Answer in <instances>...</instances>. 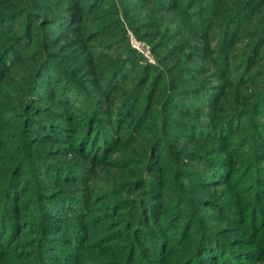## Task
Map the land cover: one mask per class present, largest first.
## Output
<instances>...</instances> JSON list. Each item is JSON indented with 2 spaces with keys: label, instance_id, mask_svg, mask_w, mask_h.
<instances>
[{
  "label": "trees",
  "instance_id": "1",
  "mask_svg": "<svg viewBox=\"0 0 264 264\" xmlns=\"http://www.w3.org/2000/svg\"><path fill=\"white\" fill-rule=\"evenodd\" d=\"M113 1L83 0L82 7H79L73 5L75 0H0V147L5 144L3 143L4 140L1 139L4 134L13 139L19 138L21 143L19 154L22 158L16 162V166H23L31 174L34 170L32 162H36L35 151L32 150V147L37 142L49 143L46 141L48 140L47 136L33 138V140L35 139L33 141L28 137L27 130L21 128L20 131H17L19 127L14 126L17 122L20 124L22 118H26L30 100L39 97L42 93L50 92L51 88L48 91L45 87L46 91L43 89V92L40 93L38 85L43 71L50 63L52 64L47 59L48 53L43 48L35 49V52L30 50L26 53L31 40L36 39L35 35L32 36L34 23L38 22L39 27L59 26L58 23L63 21L60 20L61 15L58 7L72 2L66 7L64 18L70 24L68 32L75 36L78 35V37L71 40L72 45L67 47L62 45L60 49L62 50L65 47V51L70 50V53L61 51L60 55L68 56V62L71 65L81 67V74H83L86 66L88 69L92 66L90 57L100 58L106 54V56H111L110 52H113L114 49L119 50L125 46V43L118 45L120 43L116 44L115 40L104 38L118 27L117 20L112 17L111 11H108L113 6ZM227 1H229V4ZM221 2L222 5L224 4L222 9L220 2H208V4L204 2L203 5L199 0H189L184 9L187 14H191L192 8L198 3V11L192 12L193 15L187 18L189 21L195 19V17L197 18L196 26L194 25V30L193 28L190 29V34L194 35L193 38L195 39L207 41L210 36V28L213 25L221 29L214 33V37L220 40V44L218 53L212 59L213 62H217L221 66H223L224 58L232 45L234 35L238 33L244 35V38L249 42L244 47L248 55L246 60L239 66L241 71L239 77L231 84L234 87L242 86L245 83L249 84V82L254 84L257 79L264 77V72L256 73L254 80L251 78L252 75H249L251 64L263 60L261 59L262 56L260 57L258 54L264 47V18L260 21L254 18L248 22L246 27L242 28L241 22L246 13L251 11L253 7L263 5L264 0H223ZM44 3H49V6L44 7ZM106 3V7H103ZM210 4L211 10L208 11L210 15L217 7L215 16L219 13L229 16L222 22H216V24H214L215 19L211 21V17L205 19L202 10ZM41 6L44 8H41ZM103 10L107 11L103 12ZM56 19L60 21L57 22ZM19 21L20 23H17ZM257 26H260L261 29H258ZM19 28H21L20 32L13 33ZM81 34L85 35L86 39L89 38L88 44L91 45L84 44L85 36L82 37ZM101 39L107 40L101 46L95 44ZM72 52L74 53L71 54ZM83 53L86 57L82 56ZM194 56L197 58L201 55L195 54ZM185 57L188 61L190 53L186 54ZM198 58L204 59L205 55ZM125 61L124 58L115 69L111 65L108 70L104 71L105 74L109 75L111 68L115 70L109 78H106V75L105 78L101 77L102 79L98 81L97 79L91 80L87 87H85L87 82L81 85L83 88L75 81L70 84L69 77H67V83L63 81L60 86H53V89L56 91L58 89L59 92L57 100L61 101L60 97L68 94L66 98H62H65L68 104L74 105L76 112L81 115V110L90 106L91 103L93 105L96 100L106 99L108 105L105 116H108V125L114 126L110 122L114 121L117 124L119 110L123 107V104L125 105L126 100L135 96L138 87V84L134 85L131 91L125 94V98L118 107L116 105L111 106L108 90H110L112 82L115 83V80L118 81L122 78L120 76L123 73V67L128 63ZM78 67H76L77 70ZM97 69H101L98 72L101 71L99 75L103 76V68L97 67ZM203 70V67L200 70L194 67L180 69L178 78L172 82L176 84L181 80L180 78L185 76H203L205 75ZM146 79L140 78V84L145 83ZM245 79L248 81L244 82ZM85 88H87L88 93L84 92ZM202 88L199 92L205 106H217L216 100L208 95L211 91L213 93L219 91V95H225L224 87L223 89L211 86ZM258 88L259 90L262 88V91L258 95L255 108L235 109L226 117L222 115L213 116L211 128H206L201 123L198 126L186 127V139H196L199 144L204 142H215L216 144L217 141L229 143L232 141L233 136L238 135L243 130L244 122H246L248 129L251 128L249 135L245 138L242 137L243 139L241 138L234 147L222 149L225 154L224 157L220 155L223 153H216V150L213 152L211 149L207 150L200 147L187 152L181 151L180 156L183 159L210 166L211 171L209 174H200L196 171L182 169L186 172L183 175H137L129 181L117 182L109 188L99 190L95 185V180H98L97 175H92L93 171L90 173V165L82 167L78 165L79 163L74 165L75 162L62 165L59 168L62 175H52L53 182H48L43 175H19L18 167L8 170L0 165V174L9 173V175H0V264L5 262L7 250L15 252L19 247L20 243L15 242L16 237L14 234L16 230L18 235L24 231L21 227L23 224L21 223L22 215L21 213L18 214L22 212L24 207L20 206L18 202L21 200L22 194L32 190L33 186H35L36 194L37 191L38 194L35 198H28L26 204L31 208L32 203H36L37 206L43 208L42 214L38 218L37 238L35 241L33 240L37 251L35 257L37 258L40 253L42 257L41 260H37L33 264H51L52 261L53 264H85L87 262V252L90 249L89 246H91L90 238L92 235H89V227L94 224L92 213L98 210V214L101 215L103 211V207H97V205H100L108 197H116L130 191L137 192V190H139L140 199H137V203H133L132 210L128 212L131 215L137 212L136 215L139 214V217L134 222L130 221V227L127 229L130 231L131 240L128 244L129 255L124 258L123 264H138V262L140 264H152L151 255L160 256L158 260L166 261V264H199L198 261L200 260L203 264L208 263V261L213 264H252L251 262L259 264L257 262L261 260L264 253L261 250L263 248H259L261 247L260 244L254 242V239L249 240L248 243L252 245V248L247 250L238 249V246L223 240L221 234L229 231L218 229L213 231L212 227L207 225V221L227 220L231 224L228 227L231 229L227 230L247 228L251 235L261 234L264 230V164L262 163V160H264V142L259 143L260 140H264V126L257 118L259 115H264V111H262L264 109V84L259 83ZM98 90L102 92L99 93ZM51 92L53 93V90ZM177 94L174 92L169 96L168 110L175 109L172 104L175 102ZM37 100L43 101V99ZM246 104L241 102L237 106ZM32 106L34 105L32 104ZM218 108L220 109L221 106H218ZM193 110L198 111L195 113L197 115L203 109L194 107ZM97 112L98 110L95 109L92 113L96 114ZM247 116H250L249 121L247 119L243 121V118ZM40 118L42 117L40 116ZM45 123L48 124L47 121ZM143 125L140 121L134 125V129L140 131ZM7 128H9L8 133H6ZM114 128L117 127L114 126ZM172 128L175 129L177 126L172 124ZM204 131H208L209 134L204 133ZM102 133L105 137L102 136L104 139H101L98 147L95 146V143L100 141V135L94 141V148L89 150L95 152V149L98 148L96 152H101V156L105 151L106 137L109 138L107 148H112L114 145L107 132L102 130ZM177 133L182 136L185 135L184 131ZM223 133L224 135H221ZM219 146L222 145H218L217 148ZM161 147L162 140L158 138L151 145V151L154 149V153H152L157 156V151ZM246 148L251 151L250 157L245 159L247 165L241 169L234 168L235 161L232 160L236 156L246 154L244 151ZM75 150L83 155L88 152L85 147L82 149L77 139ZM213 155L218 157L214 159L212 158ZM88 158L91 162L96 163L91 160V155ZM4 160L8 161L10 158L7 155H0V164H4ZM12 160L15 161V157ZM38 160L43 163L42 157ZM46 160L49 159L46 158ZM223 169L228 170V175H219L220 172L225 174L226 171ZM234 171H236V174L232 175ZM22 176L25 177L21 178ZM60 183L65 184V186L59 187ZM222 185L230 186L233 190V194H229L228 198L230 203L213 196L214 190ZM48 189L50 193L46 194L45 191ZM205 190L208 191L205 192ZM230 206L233 207L229 208ZM203 209L213 210L214 218L215 216L216 218L213 220L208 216L205 217L197 213L199 210L203 211ZM52 222L53 227H51ZM188 240H192L191 243L195 247L194 251L190 254V258L182 257L179 259V256H183L189 251L190 245L186 244ZM138 259L139 261H137ZM28 260L29 258L25 259L26 264L29 263ZM30 260L34 261V258L31 257Z\"/></svg>",
  "mask_w": 264,
  "mask_h": 264
},
{
  "label": "rangeland",
  "instance_id": "2",
  "mask_svg": "<svg viewBox=\"0 0 264 264\" xmlns=\"http://www.w3.org/2000/svg\"><path fill=\"white\" fill-rule=\"evenodd\" d=\"M199 1H201L203 5L204 2L207 4L208 2H220L221 9L224 7V4L222 5L221 2L223 0ZM82 2L83 0H75L73 5L82 7ZM227 2L229 4V1ZM71 3L72 2L67 3L65 6L58 7L59 14L61 15L60 20L63 21L58 23L59 26L49 25L39 27L38 22L34 23L32 36L35 35L36 39H32L26 49V53H28L30 50L35 52V49L43 48L44 51L48 53L47 59L52 62V64L49 62L50 65L43 71L42 77H40L38 90L41 93L43 89L46 91L45 87L48 91L49 88L51 89L50 92L42 93L43 95L41 94L39 97L30 100L26 118H22L21 123L19 124V122H17L14 127H19L17 131H20L21 128L27 130L29 133L28 137L32 140L33 138L37 139L39 136L46 135L48 139L46 141L49 143L42 144L41 142H37L36 145L32 147V150L35 151L36 162H32L34 170H32L31 174V172L29 170L26 171V168H23V166H16V162L22 158L19 154V145H21L20 139H13L4 134L1 139L4 140L3 143L5 144L0 147V155H7L10 160H4V164H0L1 166L3 165V167L8 170L18 167L17 170L20 173L19 175H43L48 182H53L52 175H62L59 169L62 165H68L72 162H75L74 165L79 163L78 165L82 167L86 165V167H88V165H90V173L93 171L92 175H97L98 180H95V185L100 190L106 187L109 188L117 182L122 183L132 178L134 179L137 175H183V173L186 172L182 169L196 171L200 174H209L211 171L210 166L183 159L180 156L181 151L187 152L200 147L206 148L207 150L211 149L213 152L216 150V153H223L220 155L224 157L225 154L222 149L234 147L242 137L245 138L249 135L251 128L248 129L247 124H245L246 122H244L242 126L243 130L238 135L233 136L232 141L229 143L217 141L216 144L215 142H204L203 144H199L196 139H186L187 126H198V124L201 123V125H204L206 128H211L214 119L213 116L222 115L226 117L235 109L255 108L258 102V95H260V91H262V88L259 90L258 84H264V77L257 79L254 84H250L251 82H249V84L245 83L239 87H234L233 84H231L239 77L241 73L239 66L246 60V56L248 55L244 47L248 45L249 42L244 38V35H240V33L234 35L232 45L224 58L225 61L223 62V66H221L218 65L217 62L212 61V59H214L213 57L219 51L220 44V40L214 37V33L221 29L213 25L212 28H210V36L207 41L195 39L193 38L195 36L190 34V29L192 30L193 28L194 30V25L196 26L197 18L195 17V19L193 18L191 21L187 18L193 15L192 12L195 13V11H198V3L192 8L191 14H187L184 12V9L189 3V0H114L113 6H111L108 11H111L112 17L117 20L118 27L104 38L115 40L116 44L120 43L118 45L125 43V46L119 50L114 49L113 52H110L111 56L103 54L105 56H101V59L99 57H90L92 66H90L89 69L86 66V68H84V73L81 74V67L79 68L78 66L71 65V63L68 62V56L62 54L63 57L60 55L61 51H63V53H70V50L65 51V47L72 45L73 43L71 40L78 37V35L75 36L68 32L70 24L68 21H65L64 18L65 9ZM106 5L107 3L103 7H106ZM46 6H49V3L44 5V7ZM44 7L41 6V8ZM216 9L210 15L208 11L211 10V4L204 7L202 10L203 17L205 19L211 17V21L215 19L214 24H216V22H222L229 16L220 13L215 16ZM104 11L107 10H103V12ZM254 18L258 21L264 18V4L253 7L251 11L246 13L241 22V28L246 27L248 22ZM60 20L56 19L57 22ZM20 21L17 23H20ZM257 28L259 29L260 26H257ZM202 29L205 31L204 28ZM20 30L21 28L15 30L13 33H18ZM197 33L196 31V34ZM81 36L83 37L85 35L81 34ZM88 40L89 38L86 39L85 36V45H91L88 44ZM106 40L101 39L95 42V44L101 46ZM62 45L65 47L61 50L60 47ZM73 53L74 52L71 54ZM188 53H190V57L189 60L186 61L185 55H188ZM195 54L201 55L198 57L205 55V58H195ZM263 55L264 47L258 54V56H262L261 59L263 60L260 59L261 61L251 64L252 66L250 65L249 75H252V80H254V75L256 73L264 72V67H262V65H264ZM82 56L86 57L84 53ZM87 58L89 59V57ZM87 58H85V60H87ZM124 58L126 60L125 62L128 63L125 64V66L123 65V73L120 76L122 78L118 79V81L115 80V83L112 82L111 88L108 90L111 106L116 105V107H118L125 98V94L131 91L134 85L136 86V84H138V87L134 94L135 98L131 97L129 100H126L125 105L123 104V107L119 110L116 120L117 124H115L114 121L110 122L117 128L108 125V116H105L108 105L106 99L100 101L96 100L93 105L91 103L90 106L81 110V115L76 112L77 110H75L76 107H74V105L68 104L65 101L66 95L68 94L60 97L63 102L57 100L59 92L58 89L57 91L54 90L53 86H60V83L63 81L67 83V77H69L70 84L75 81L83 88L81 85L87 82L85 84V87H87L91 80L97 79L98 81L105 78L107 74H105L104 71L108 70L111 65L114 67L113 69H115ZM76 67H78V70ZM97 67L103 68V76L99 75L101 71L98 72V70L101 69H97ZM190 67L198 68L199 70L203 67L205 75L199 77L197 75L185 76L180 78L181 80L176 84L172 82L178 78L177 76L180 69H188ZM86 71L89 72L86 73ZM114 71L115 70L111 68V73L107 75L106 78H109ZM140 78L143 80L147 78L146 82L140 84ZM248 80L245 79L244 82ZM209 86L219 89H223L224 87L225 95H219V91L214 93L211 91L208 93L212 99L216 100V107L210 105L205 106L204 102L201 100L200 89L202 90V87ZM52 90L53 93L51 92ZM84 92L88 93L87 88H85ZM98 92L101 93L102 91L98 90ZM174 92L178 93L175 102L172 104L175 109L168 110L167 103H170L168 99ZM37 99H43V101ZM241 102L243 104L248 102V104L237 106L238 103L240 104ZM31 103L34 106H32ZM218 106H221V108L219 109ZM194 107H201L203 110L196 115L195 113L198 111H192ZM95 109H97L98 112L93 114L92 112L95 111ZM262 111H264V109H262ZM40 116L42 118H40ZM249 117L250 116L243 118V121L244 119L248 120ZM257 118L264 126V115H259ZM46 121L48 124L45 123ZM140 121L144 124L143 127H141L140 131L135 130L134 125ZM172 124L176 125L177 128H172ZM102 130L107 132L110 140L113 142L111 143L114 145L112 148L108 149L107 145L109 143V138L106 137V143L104 144L105 151L101 156V152H96L98 148L95 149V152L89 150L94 148L93 144L94 141L97 140L96 137L100 135V141L95 143L96 147L100 144L101 139H104L102 136L105 137V135L102 133ZM178 130L184 131L185 135H179L177 133L179 132ZM8 131L9 128H7L6 133H8ZM11 131H13V129H11ZM204 133L209 134L208 131H204ZM221 135H224V133ZM158 138L162 140V147L157 151V156H155L153 154L154 149L151 151V145H153L154 141ZM35 139L33 141H35ZM76 139L79 140L82 149L85 147L88 150L87 154H79L80 152L75 150ZM263 142L264 140H260L259 143ZM218 145H222V148L220 146L217 148ZM244 151L246 154L236 156L232 160L233 162L235 161L234 168L241 169L247 165L245 159L250 157L251 151L248 148ZM89 155H91V160L96 163L90 161L88 158ZM13 157H15V161L12 160ZM41 157L43 163H40L38 160ZM216 157L218 156H212L214 159ZM46 158L49 160H46ZM262 163L264 164V160H262ZM17 170L16 173L18 174ZM223 170L226 171L225 174L220 172L219 175H228V170ZM235 174L236 171L232 173V175ZM0 175H9V173L4 172ZM23 177L25 176L21 178ZM104 181H106V183H104ZM64 186L65 184H59V187ZM207 191L208 190H205V192ZM45 193H50V190H46ZM138 193L139 190H137V192L130 191L119 194L116 197H108L100 205H97V207H103V211L101 215L98 214V210L92 213V215H94V224L89 227V235H92L90 238L91 246H89L90 249L87 252V262H85V264L124 263V258L129 255L128 244L131 240L129 236L130 231L127 229L130 227V221L134 222L139 217V214L136 215L137 212L131 215L128 211L132 210L133 203H137V199H140ZM37 194L36 188L33 186L32 190L22 194V198L18 202L20 206L24 207L22 212L18 213L22 215L21 223L23 224L21 227L24 231L18 235L16 230L14 236L16 237L15 242L21 245L19 244L15 252L11 250L6 251V259L3 264H26V258H29L28 264H33V262L41 260V253L38 254L37 258L35 257V252L37 251L33 240L35 241L37 238L38 218L40 214H42L43 208L37 206L36 203H32L31 208L26 204L28 203V198H35ZM229 194H233L232 188L222 185L214 190L213 196L230 203L228 201ZM231 199L233 200L232 197ZM20 206L19 208H21ZM232 207L233 206H230L229 208ZM136 208L138 209V207ZM197 213L205 217L208 216L213 220L216 218V216L214 218L215 214L211 209L199 210ZM207 225L212 227L213 231L215 229L229 231L221 234V236L223 240L238 246V249L243 248L247 250L252 248V245L248 243L249 240L252 241V239H254V242L261 246L257 247L263 248L261 250L264 253V230L258 235H251L247 228L227 230L231 229L228 228L231 224L227 220L207 221ZM93 226L94 228H92ZM51 227H53V222ZM191 241L188 240L186 242L187 245H190L189 251L183 254V256H179V259L182 257L190 258V254L195 248ZM31 257L34 258V261L30 260ZM159 257L160 256L157 255H151L150 258L153 260L152 264H166V261H159ZM137 261H139V259ZM52 262L51 264H53ZM198 262L199 264H203L201 260ZM251 263L254 264V262ZM257 263L264 264V256H262L261 260ZM138 264H140V262H138ZM204 264L213 263L208 261V263Z\"/></svg>",
  "mask_w": 264,
  "mask_h": 264
}]
</instances>
